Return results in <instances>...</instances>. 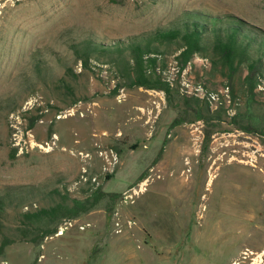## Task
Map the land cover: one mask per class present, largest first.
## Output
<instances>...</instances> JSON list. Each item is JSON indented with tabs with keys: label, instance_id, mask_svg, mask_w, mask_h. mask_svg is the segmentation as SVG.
<instances>
[{
	"label": "rangeland",
	"instance_id": "rangeland-1",
	"mask_svg": "<svg viewBox=\"0 0 264 264\" xmlns=\"http://www.w3.org/2000/svg\"><path fill=\"white\" fill-rule=\"evenodd\" d=\"M205 16L241 21L252 73L213 30L184 66L155 35ZM262 38L264 0H0V264H264ZM132 40L168 94L126 85ZM85 163L115 196L71 216Z\"/></svg>",
	"mask_w": 264,
	"mask_h": 264
},
{
	"label": "trees",
	"instance_id": "trees-1",
	"mask_svg": "<svg viewBox=\"0 0 264 264\" xmlns=\"http://www.w3.org/2000/svg\"><path fill=\"white\" fill-rule=\"evenodd\" d=\"M197 15V14H196ZM206 17V16H205ZM207 18V17H206ZM210 20L204 21L198 18H193L189 21L183 22L182 25H176L174 27L158 30L155 35L158 38L177 40L180 42L181 50L179 53V58L181 59V65L184 66L189 58L196 52H199L204 47L208 46L206 42L211 30L215 32V38L213 41V47L219 51L229 65L230 69H233V61L236 57L241 59L246 58L249 62L247 68L249 72L252 73L256 61L251 57L249 49L252 48V40H248L242 35V25L241 21L238 19L232 20L231 24H228L226 28L225 37H223L222 32L216 33L215 17L207 18ZM211 24V26L209 25ZM264 44V38L261 40ZM120 42V41H117ZM122 43V42H121ZM114 46L120 49V45L114 43ZM101 48H103L101 46ZM130 52L132 64L127 62L124 67L122 76L127 79L126 85L143 87L146 89H160L165 93H169L170 87L168 81L164 80L159 74L156 73V63L157 58L154 55H150V48L147 45H143L140 40L130 41ZM86 65V61L84 62ZM175 120L170 124V126L175 125ZM162 150V147H161ZM160 150V151H161ZM112 174H106L107 178H110ZM142 176H140V179ZM108 196L114 197L115 194L104 192L100 190L99 186L92 190L90 196L84 200L71 199V205L66 204L63 208L67 214L75 216L80 212H84L94 206L98 200ZM50 232V231H48ZM5 242L0 245V251L3 249Z\"/></svg>",
	"mask_w": 264,
	"mask_h": 264
},
{
	"label": "built area",
	"instance_id": "built-area-1",
	"mask_svg": "<svg viewBox=\"0 0 264 264\" xmlns=\"http://www.w3.org/2000/svg\"><path fill=\"white\" fill-rule=\"evenodd\" d=\"M82 158L87 162L91 158L89 153L80 152ZM98 155L101 157L102 165L101 172L103 174H112L118 164L120 163V157L117 151L112 148L100 149ZM88 184L89 188L94 189L99 184V175L93 174L89 170V166L85 163L81 166L80 173L76 180L73 182L74 187H79L80 185ZM128 195H125L127 199ZM68 224H71V221H68ZM89 224H80L79 228L84 229ZM119 226V224H117ZM62 229L58 233H62Z\"/></svg>",
	"mask_w": 264,
	"mask_h": 264
}]
</instances>
